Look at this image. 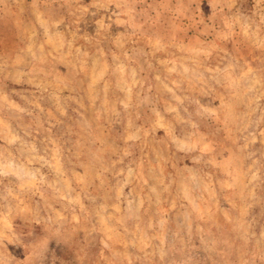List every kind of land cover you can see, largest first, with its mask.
Instances as JSON below:
<instances>
[{"label":"rangeland","instance_id":"1","mask_svg":"<svg viewBox=\"0 0 264 264\" xmlns=\"http://www.w3.org/2000/svg\"><path fill=\"white\" fill-rule=\"evenodd\" d=\"M0 264H264V0H0Z\"/></svg>","mask_w":264,"mask_h":264}]
</instances>
